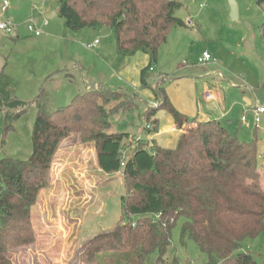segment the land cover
Instances as JSON below:
<instances>
[{
    "label": "rangeland",
    "instance_id": "obj_1",
    "mask_svg": "<svg viewBox=\"0 0 264 264\" xmlns=\"http://www.w3.org/2000/svg\"><path fill=\"white\" fill-rule=\"evenodd\" d=\"M4 1L9 6L6 17L17 25L20 39L14 44L12 59L0 60V64L7 63V72L14 79L10 95L26 107L17 111L22 115L6 120L12 128L5 143H0V160H25L30 155L31 130L38 111L34 99H44L43 107L50 113L67 106L87 87L98 85L137 95L131 109L109 110V132L127 134L124 147L130 148L129 139L139 138L142 144L155 140L161 147L174 148L181 130H175L172 115L165 109L148 115V108L158 104L151 88L160 87L187 122L210 118L240 141L251 143L257 150V168L264 170V115L255 128L252 113L254 107L264 106V42L260 35L264 11L255 0H234L236 20L230 19L228 0H172L181 4L175 16L185 21L186 27L171 28L166 43L158 49V64L146 74V86L139 72V61L145 54L119 57L110 29L72 31L58 15L45 19V13L57 10V0H0V6ZM44 20L46 26H42ZM29 21L41 29V37L35 38L26 30ZM94 40H99V48L87 49L85 45ZM204 52L212 60L198 64ZM122 61H130V73L121 71L125 68ZM206 91L215 96L209 104L202 98ZM155 120L157 131L153 130ZM1 130L0 115V142ZM89 134L74 132L59 144L48 184L38 192L31 208L34 241L10 251L12 264H85L81 256L87 242L112 229L120 219L121 199L126 195L123 176L99 169L96 145ZM258 175L264 180L263 172ZM183 221L179 217L175 222L166 257L169 261L176 257L181 263L206 264V256L196 244L181 239ZM244 251L257 264H264V235L246 241ZM155 259V254L148 255L144 263L155 264Z\"/></svg>",
    "mask_w": 264,
    "mask_h": 264
},
{
    "label": "trees",
    "instance_id": "obj_2",
    "mask_svg": "<svg viewBox=\"0 0 264 264\" xmlns=\"http://www.w3.org/2000/svg\"><path fill=\"white\" fill-rule=\"evenodd\" d=\"M255 1L264 11V0ZM57 2V15L65 28L105 27L113 32L119 57L147 55L148 65L140 73L144 86L171 28L186 27L185 21L175 16L181 4L172 0ZM260 35L264 42V22ZM7 85H0L1 144L12 128L6 124L8 117L12 120L22 115L17 111L26 107L10 95ZM151 90L158 104L148 108V115L165 109L172 115L175 129L181 130L174 148L158 146L153 140L127 148V134L109 132L110 111L131 109L136 94L100 85L50 113L43 107L44 99L39 96L33 100L38 111L31 130L30 155L25 160H0V264H12L10 251L34 241L31 208L38 192L48 184L59 144L74 132L91 133L89 140L96 145L99 169L105 174L120 172L126 192L115 226L87 242L81 256L85 264H145V258L152 254L156 255L155 264H188L166 257L179 217L184 220L181 239L192 240L206 256V264H257L244 251L246 241L264 235V191L254 185L259 175L252 144L240 141L218 122H187L168 102L162 88ZM154 124L157 131L158 120Z\"/></svg>",
    "mask_w": 264,
    "mask_h": 264
},
{
    "label": "built area",
    "instance_id": "obj_3",
    "mask_svg": "<svg viewBox=\"0 0 264 264\" xmlns=\"http://www.w3.org/2000/svg\"><path fill=\"white\" fill-rule=\"evenodd\" d=\"M8 2L4 1L2 7H1V19H0V33L6 36H15L16 34V29H17V25L14 24L9 18H4L2 17L3 13L6 11V9H8ZM47 25V20H44L42 23V26H46ZM26 30L30 33H32L34 36H40L42 31L41 29L33 22V21H29L26 22ZM98 40H94L93 42L89 43L88 45H85V47L87 49H93V48H97L98 47ZM212 60L211 56L207 53L204 52L202 54V56L200 58H198L197 63L198 64H204V63H208ZM149 70H152V67L149 68ZM203 98L205 101H212L214 100V96L206 91L203 94ZM252 113L254 114V125L255 128L259 127V124L261 122V115L264 114V106H256L252 109ZM241 121L244 122L245 121V117L242 116ZM146 130H149V126L146 125L145 126ZM174 131V130H173ZM140 139L136 138V139H129L128 141V147L130 148H135L138 144H140ZM126 150L123 149L121 150V155L124 157L126 155ZM124 166V163H121V167Z\"/></svg>",
    "mask_w": 264,
    "mask_h": 264
},
{
    "label": "crops",
    "instance_id": "obj_4",
    "mask_svg": "<svg viewBox=\"0 0 264 264\" xmlns=\"http://www.w3.org/2000/svg\"><path fill=\"white\" fill-rule=\"evenodd\" d=\"M1 7L2 6H0V11H1ZM8 9H6V11L3 13L2 17H6ZM0 14H1V12H0ZM0 19H1V15H0ZM41 35H42V33H41ZM41 35L40 36H35V38L41 37ZM19 39H20V34L18 32V28L16 29L15 36H6V35H3V34L0 33V60H10V59H12V53H13L14 44L17 43V41ZM98 42H99V40H98ZM99 44H100V42L98 43V48H99ZM129 62L130 61H127V62L126 61H122L121 66H123L125 68L122 69L121 71H125L126 70L128 73H130L131 66H129ZM148 62H149V59H148L147 55L143 56V58L139 61V65H141V66L140 67L137 66V67L140 68V70H139L140 73H141V70H143L148 65ZM157 64H155V65H157ZM8 68L9 67L7 66V63H5L3 65L0 64V85H2L5 82L8 83V85L6 87V90L10 92V87L14 85V79L12 78V76H10L8 74V72H7ZM139 68H137V72H138ZM131 87L134 89V91L135 90L137 91L135 86H131ZM86 89H88V87ZM202 98H203V95H202ZM203 101H204V103H208V104L210 102V101H205L204 98H203ZM263 115L264 114L261 115V118H262ZM208 120H211V119L210 118H205V120H203V121H208ZM157 130H158V128H157ZM173 130H174V128L171 129V131H173ZM155 143H156V141H155ZM157 145L160 146L159 144H157ZM255 151L257 153L256 149H255ZM256 166H258L257 161H256ZM256 170L258 172L259 171L263 172V175H264V170L263 169H258L256 167ZM254 185L258 186L261 189H264V180L260 177L254 182Z\"/></svg>",
    "mask_w": 264,
    "mask_h": 264
},
{
    "label": "water",
    "instance_id": "obj_5",
    "mask_svg": "<svg viewBox=\"0 0 264 264\" xmlns=\"http://www.w3.org/2000/svg\"><path fill=\"white\" fill-rule=\"evenodd\" d=\"M228 4L230 7V19L231 20H236L238 18V8L234 0H228ZM58 10L53 11V12H48L44 14L45 19L51 18L54 15H57ZM247 105L249 104V101H245Z\"/></svg>",
    "mask_w": 264,
    "mask_h": 264
}]
</instances>
